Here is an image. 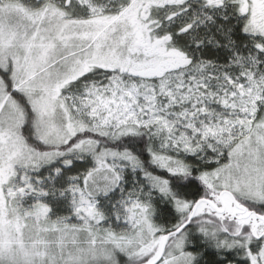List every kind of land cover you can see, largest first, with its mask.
I'll return each instance as SVG.
<instances>
[{
	"label": "snow or ice",
	"instance_id": "1",
	"mask_svg": "<svg viewBox=\"0 0 264 264\" xmlns=\"http://www.w3.org/2000/svg\"><path fill=\"white\" fill-rule=\"evenodd\" d=\"M0 264H264V0H0Z\"/></svg>",
	"mask_w": 264,
	"mask_h": 264
}]
</instances>
